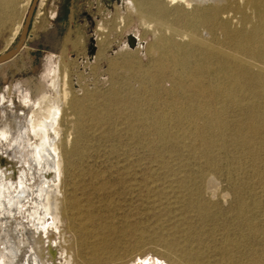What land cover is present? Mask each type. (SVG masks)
Here are the masks:
<instances>
[{"label": "rangeland", "instance_id": "obj_1", "mask_svg": "<svg viewBox=\"0 0 264 264\" xmlns=\"http://www.w3.org/2000/svg\"><path fill=\"white\" fill-rule=\"evenodd\" d=\"M23 2L0 3V53L18 40L29 8L24 10ZM126 4L127 0L36 1L23 46L0 63V119L4 117L1 105L12 115H6L10 135L2 146L6 159L1 169L14 190L21 171L33 188L34 176L15 158L24 146L16 113H31L39 92H52L47 87L50 74L57 70L58 78H63L66 71L70 94L60 119V137L69 138L70 146H62L59 200L73 207L70 224L64 216L61 226L73 252L85 255L91 242L104 238L106 246L95 251L100 264H252L245 244L230 245L237 242V221L245 230L248 221L236 214L238 198L233 189L243 183V199L250 207L246 215L264 239V155L257 167L233 163V174L211 171L202 128L185 121L155 127L158 115L167 121L189 104L172 86L185 69L179 59L167 58V69L158 73L153 60L156 49L149 45L152 34L144 32L139 16L127 12ZM120 15L126 25L118 31ZM18 22L21 27L13 36ZM98 23L107 31H98ZM133 32L144 37L146 53L122 49L125 36ZM194 62L191 57L187 65L192 67ZM210 175L217 181L214 194L205 185ZM51 180L56 177L47 179ZM49 224L50 239L58 244L59 226L55 228L54 221ZM54 259L52 264L63 263V256Z\"/></svg>", "mask_w": 264, "mask_h": 264}, {"label": "bare ground", "instance_id": "obj_2", "mask_svg": "<svg viewBox=\"0 0 264 264\" xmlns=\"http://www.w3.org/2000/svg\"><path fill=\"white\" fill-rule=\"evenodd\" d=\"M31 1L24 0V10ZM125 6L131 15L139 16L144 32L152 34L154 41L149 45L156 49L157 56L152 59L158 73L164 72L167 58L179 59V65L185 69L181 78L188 80L187 83L181 78L174 80L172 86L185 95L189 104L167 121L162 114L158 115L155 127L163 129L185 121L194 128H202L207 168L211 171L222 170L230 174L233 163L257 167L261 163V154L264 155V0H127ZM118 18L116 25L120 30L126 22L124 16ZM20 27L18 22L13 36ZM97 30L107 31L102 23H98ZM128 35L122 49L146 53L144 37L133 32L128 41ZM191 57L195 62L189 67L187 63ZM125 66L129 65L125 63ZM57 74L54 70L49 77L47 87L52 92L40 91L32 112L27 114L20 110L15 117V121L21 123L19 138L24 145L15 158L25 163L29 175L34 176L33 188L26 182L27 173L21 171L18 172V187L14 190L11 180L6 179L7 175L1 169L6 159L2 146L10 135L6 115L12 116L1 105L4 117L0 119V264H52L53 258L62 256V264H100L95 251L107 243L101 238L88 245L91 249L85 255L78 251L75 254L61 228L64 216L68 224L73 217L72 205L59 200L64 177L62 146H70L69 138L61 140L60 119L68 104L70 89L68 73L63 71V78H58ZM194 136L201 137L199 134ZM43 175L45 177L40 180ZM52 177L56 180L47 181ZM205 185L214 194L218 188L215 176L210 175ZM233 190L238 198L236 214L245 216L248 221L244 223L246 230L242 229L243 223L237 221V242H230V245L235 248L246 245L250 262L262 264L264 239L246 215L250 207L245 197L243 199V183L239 182ZM197 192L201 194L202 189ZM50 221L56 223L55 228L59 226L58 244L50 239L53 234L49 231ZM237 254L240 257L241 253ZM229 255L227 253V257Z\"/></svg>", "mask_w": 264, "mask_h": 264}, {"label": "water", "instance_id": "obj_3", "mask_svg": "<svg viewBox=\"0 0 264 264\" xmlns=\"http://www.w3.org/2000/svg\"><path fill=\"white\" fill-rule=\"evenodd\" d=\"M36 1L37 0H32L28 10L26 11L24 21H23V25H22L21 31L19 33V37H18L17 42L11 48L0 53V63H3L5 61L11 59L13 56H15L18 53V51L23 46L25 39H26V36H27L30 18H31V15L33 13ZM127 38L129 41L132 38V35L129 34Z\"/></svg>", "mask_w": 264, "mask_h": 264}, {"label": "crops", "instance_id": "obj_4", "mask_svg": "<svg viewBox=\"0 0 264 264\" xmlns=\"http://www.w3.org/2000/svg\"><path fill=\"white\" fill-rule=\"evenodd\" d=\"M0 3H3V0H0ZM10 60V59H9ZM8 61V60H7ZM6 62V61H5Z\"/></svg>", "mask_w": 264, "mask_h": 264}]
</instances>
